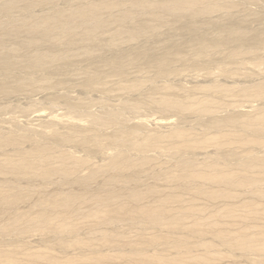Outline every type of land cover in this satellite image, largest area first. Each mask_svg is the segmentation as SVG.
I'll list each match as a JSON object with an SVG mask.
<instances>
[{"label":"bare ground","instance_id":"bare-ground-1","mask_svg":"<svg viewBox=\"0 0 264 264\" xmlns=\"http://www.w3.org/2000/svg\"><path fill=\"white\" fill-rule=\"evenodd\" d=\"M263 21L0 0V264H264Z\"/></svg>","mask_w":264,"mask_h":264},{"label":"rangeland","instance_id":"rangeland-1","mask_svg":"<svg viewBox=\"0 0 264 264\" xmlns=\"http://www.w3.org/2000/svg\"><path fill=\"white\" fill-rule=\"evenodd\" d=\"M262 24H263V26H264V21L262 22ZM262 24H260L258 27H259V28H262V26H261ZM254 27L257 28V26H254ZM221 78H222V77H221ZM243 106H245V105H243ZM60 112L62 113V111H60ZM34 119H36V117H34Z\"/></svg>","mask_w":264,"mask_h":264}]
</instances>
